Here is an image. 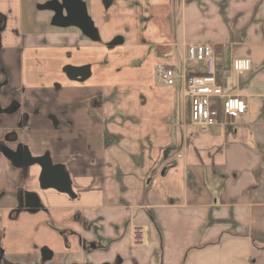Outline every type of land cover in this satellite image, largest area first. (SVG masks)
I'll return each mask as SVG.
<instances>
[{
  "label": "crops",
  "instance_id": "crops-1",
  "mask_svg": "<svg viewBox=\"0 0 264 264\" xmlns=\"http://www.w3.org/2000/svg\"><path fill=\"white\" fill-rule=\"evenodd\" d=\"M46 1L0 0V264H264V0H83L98 41L53 26ZM197 43L247 104L235 123L189 121L180 75L204 70L184 61ZM19 145L69 192L3 153ZM21 217L54 241L4 248V219Z\"/></svg>",
  "mask_w": 264,
  "mask_h": 264
},
{
  "label": "built area",
  "instance_id": "built-area-1",
  "mask_svg": "<svg viewBox=\"0 0 264 264\" xmlns=\"http://www.w3.org/2000/svg\"><path fill=\"white\" fill-rule=\"evenodd\" d=\"M214 50L211 44H189L185 51V62L204 63L200 72L183 73V97L188 106L191 124L206 130L212 125L225 126L235 123L247 114V104L239 95L227 94L215 70ZM250 68L247 58L232 60V69L243 74ZM177 77L171 67H159L157 79L165 85H173ZM129 238L134 245H143L147 240V230L139 225L130 228Z\"/></svg>",
  "mask_w": 264,
  "mask_h": 264
},
{
  "label": "water",
  "instance_id": "water-1",
  "mask_svg": "<svg viewBox=\"0 0 264 264\" xmlns=\"http://www.w3.org/2000/svg\"><path fill=\"white\" fill-rule=\"evenodd\" d=\"M41 9L53 13L51 18V24L53 26L76 27L90 40H99L97 29L87 13L86 4L83 0H49L42 4ZM73 71H75V73L78 72L74 77H81L84 75L80 70L75 69ZM4 153L9 158H14L15 164L19 165L22 163L19 148L17 152L4 150ZM24 156V163H38L41 166L42 172L40 179L42 187H52L61 192H69V182L59 166L52 167L47 158L32 159L29 157L30 155L27 150H25Z\"/></svg>",
  "mask_w": 264,
  "mask_h": 264
},
{
  "label": "rangeland",
  "instance_id": "rangeland-1",
  "mask_svg": "<svg viewBox=\"0 0 264 264\" xmlns=\"http://www.w3.org/2000/svg\"><path fill=\"white\" fill-rule=\"evenodd\" d=\"M34 1V0H32ZM38 7V4H37ZM178 14H179V8L176 10V16H177V23H178ZM24 216V215H22ZM43 216L40 215V217ZM21 220H17L18 222L14 220H8L4 219L3 222V229L5 231V237H4V248L6 249H14L15 245L18 246L19 249H21V252L24 254L27 253H34V251H41L44 248H41V244L44 243V241H48L49 243H52L54 241L53 238L48 234V231L46 230H36V228H32L34 223L37 225L38 222H30V219L28 218H20ZM41 248V249H40Z\"/></svg>",
  "mask_w": 264,
  "mask_h": 264
},
{
  "label": "flooded vegetation",
  "instance_id": "flooded-vegetation-1",
  "mask_svg": "<svg viewBox=\"0 0 264 264\" xmlns=\"http://www.w3.org/2000/svg\"><path fill=\"white\" fill-rule=\"evenodd\" d=\"M47 1H49V0H47ZM46 1V2H47ZM51 12V11H50ZM52 13V12H51ZM52 15H53V13H52ZM51 18H52V16H51ZM1 20H2V18L0 17V23H1ZM50 22H51V20H50ZM1 26V25H0ZM18 148H19V153L21 152V157H20V159H21V161H22V163H24V158H25V156H24V154H25V150H26V148L23 146V145H19V146H17V148L16 149H14L13 151L14 152H17V150H18ZM4 150H9V151H11L10 149H8V148H4L3 149V153H4ZM5 154V153H4ZM30 158H32V159H34L33 157H31V156H29ZM11 159H13L14 160V158H11ZM36 159V158H35ZM14 162H15V160H14ZM21 163V164H22ZM34 164V163H33Z\"/></svg>",
  "mask_w": 264,
  "mask_h": 264
}]
</instances>
